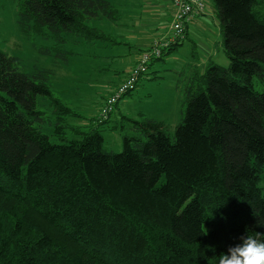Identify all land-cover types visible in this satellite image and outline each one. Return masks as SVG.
<instances>
[{"label": "trees", "instance_id": "obj_1", "mask_svg": "<svg viewBox=\"0 0 264 264\" xmlns=\"http://www.w3.org/2000/svg\"><path fill=\"white\" fill-rule=\"evenodd\" d=\"M211 4L228 64L186 78L173 136L147 117L130 119L128 136L122 116L113 153L94 124L135 88L100 120L105 97L83 130L68 123L77 106L53 80L109 47L98 23L118 9L107 0H18V29L50 41L38 53L51 67L24 73L0 51V264H218L246 228L264 233V88H254V78L264 86V20L257 0Z\"/></svg>", "mask_w": 264, "mask_h": 264}, {"label": "rangeland", "instance_id": "obj_2", "mask_svg": "<svg viewBox=\"0 0 264 264\" xmlns=\"http://www.w3.org/2000/svg\"><path fill=\"white\" fill-rule=\"evenodd\" d=\"M257 1L259 5L255 7V11L259 14V19L264 20V0ZM206 2L207 4L209 3V5L211 3L210 0H206ZM17 6L18 0H0V51L9 56L18 58L19 70L24 73H29L35 68L40 70L42 68L51 67L50 59L38 53L41 47L50 45V41L37 38L33 35H24L19 31L16 16ZM210 10L212 11V8ZM207 19L209 20L208 27L214 31L213 34L215 35H213V37L216 39L214 45H210V51H207L208 54H205L200 48L195 47L197 63L195 61V63L192 62V64H196V70L200 73H203L210 62L216 63L219 66L228 64V60L221 46L218 20L213 11L211 14L212 20H210V18ZM193 40L199 46L200 40L198 38H193ZM107 45V43H104V46ZM182 47L183 48L180 49L174 57L179 59L182 64H185L190 62L188 59L190 45L189 43H184ZM98 48L95 47L91 49L92 51H98V58L95 57V59H91L90 62H83L84 59H81L76 61L73 67L70 66L67 69H63L65 70L63 72L59 70H55L54 72L55 78L53 83L55 84H53V87L62 99L64 98L67 103H69L71 97L68 95H70V93L77 92L79 95L77 103H74V98H71L73 104L77 106L76 111L79 113H73L68 123L70 126L82 127L84 128L83 130H88L87 123L90 124L92 117L98 113V109L105 97H107L109 89L114 86L115 83L118 84L121 75L126 76L129 71L128 70L125 74L120 73L119 79H117V77L114 76L115 72H120L124 68L122 64L124 62L122 61V65L119 66L118 62H116V58L107 57L108 53L105 52L104 49ZM164 60L161 62L163 66L159 67L158 72L150 71L147 75L150 80L145 84L143 82L140 84L139 82L131 95L126 96L116 105L111 115V120L115 122H122V116L129 117L120 125L125 127L123 132L127 133L128 136L132 135L129 131V129H132L129 123L131 122L130 119H136L140 115L142 118H153L164 122L169 136H173L175 126L180 122L181 110L184 108L183 90L187 76L185 77L183 73L184 70L180 73L173 70L172 67L178 65V62L174 61L171 57L167 56ZM120 67H122V69ZM71 73H73L76 78L70 77L72 80L68 81ZM64 77L65 80L63 81ZM143 80L141 79L140 81ZM63 82L70 84L66 86ZM254 88L259 92H262L264 88V86L258 82L257 78H254ZM125 102H127V104H124ZM68 105L70 106V104ZM71 108L74 109L73 106ZM111 120L106 126L98 127V131H100L104 139L103 150L105 152L119 153L122 148V136L118 133L116 128L113 129L115 124L111 122ZM90 128L95 129L93 127ZM42 131L45 134H49L50 128L43 127ZM65 133L68 138L71 137L69 131H65ZM259 187L264 191V174L260 175Z\"/></svg>", "mask_w": 264, "mask_h": 264}, {"label": "crops", "instance_id": "obj_3", "mask_svg": "<svg viewBox=\"0 0 264 264\" xmlns=\"http://www.w3.org/2000/svg\"><path fill=\"white\" fill-rule=\"evenodd\" d=\"M107 1H109L118 9V15L113 21H108L105 19L100 20L98 23V28L112 40V43L105 50V52L108 53L107 57L110 56L116 58V62H118L119 66L122 64L124 66L123 69L120 67L122 69L120 72H115L114 76L119 79L120 73L125 74L131 68L134 58L138 55V53H140L139 50H145L154 39L159 38L162 35L164 29L167 27L170 21L173 12L171 4L172 0ZM211 8L213 11L212 4L210 3L209 5L208 3L207 13L192 20L185 26L183 39L176 47H174L172 50L173 52H171V54L168 56L174 61L178 62V65L172 67L173 70L178 71L179 73L184 70L183 73L185 77H188L196 66V64H192V62L195 63V61L197 63L195 47L200 48L205 52V54H208L207 51L210 49V45H214L216 38L213 37V35L215 34H213L214 31L209 29V20L207 19L210 18V20H212V11L210 10ZM193 38H198L200 40L199 46L195 43ZM184 43H189L190 45V51L188 50V59L190 62L182 64V62L179 59H176L174 56L180 49L183 48L182 46ZM122 61L124 63L121 64ZM160 66H163V63L156 62L152 66V71L158 72ZM225 66L226 64H224L223 67ZM122 76L123 75H121L120 80L122 79ZM143 79V81H140L141 79L139 80L140 84L142 82L145 84L150 80L148 77ZM68 96L74 98V103H77L79 100V95L77 92L70 93ZM124 104H127V102ZM137 118H142V116L140 115ZM110 120L111 117H109L107 123L101 126H106ZM111 122H114L115 125L117 124V122L114 120H111ZM94 127L98 128L100 125L94 124Z\"/></svg>", "mask_w": 264, "mask_h": 264}, {"label": "built area", "instance_id": "obj_4", "mask_svg": "<svg viewBox=\"0 0 264 264\" xmlns=\"http://www.w3.org/2000/svg\"><path fill=\"white\" fill-rule=\"evenodd\" d=\"M173 18L169 27L159 38L154 39L146 50L135 57L134 65L116 90L111 92L104 101V108L99 113L100 120H106L113 111L114 105L127 92L135 88L141 74L146 71L149 61L159 58L161 51L184 37L185 25L207 13L206 0H172Z\"/></svg>", "mask_w": 264, "mask_h": 264}, {"label": "clouds", "instance_id": "obj_5", "mask_svg": "<svg viewBox=\"0 0 264 264\" xmlns=\"http://www.w3.org/2000/svg\"><path fill=\"white\" fill-rule=\"evenodd\" d=\"M238 240L218 256V264H264V233L246 228Z\"/></svg>", "mask_w": 264, "mask_h": 264}]
</instances>
